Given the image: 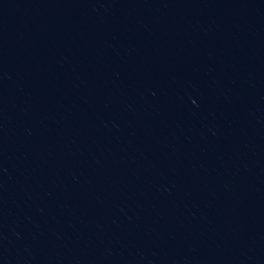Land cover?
I'll return each mask as SVG.
<instances>
[{
	"label": "water",
	"instance_id": "obj_1",
	"mask_svg": "<svg viewBox=\"0 0 264 264\" xmlns=\"http://www.w3.org/2000/svg\"><path fill=\"white\" fill-rule=\"evenodd\" d=\"M0 264H264V0H0Z\"/></svg>",
	"mask_w": 264,
	"mask_h": 264
}]
</instances>
